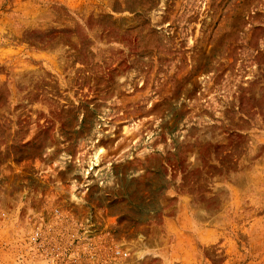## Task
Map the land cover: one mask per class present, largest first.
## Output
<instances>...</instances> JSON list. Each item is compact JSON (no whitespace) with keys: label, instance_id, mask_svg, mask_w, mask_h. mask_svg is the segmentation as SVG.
<instances>
[{"label":"rangeland","instance_id":"1","mask_svg":"<svg viewBox=\"0 0 264 264\" xmlns=\"http://www.w3.org/2000/svg\"><path fill=\"white\" fill-rule=\"evenodd\" d=\"M54 208L264 264V0H0V264Z\"/></svg>","mask_w":264,"mask_h":264},{"label":"built area","instance_id":"2","mask_svg":"<svg viewBox=\"0 0 264 264\" xmlns=\"http://www.w3.org/2000/svg\"><path fill=\"white\" fill-rule=\"evenodd\" d=\"M111 230L92 213L54 208L34 221L16 264H125L132 250Z\"/></svg>","mask_w":264,"mask_h":264}]
</instances>
